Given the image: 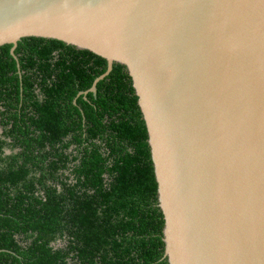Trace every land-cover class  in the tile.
Listing matches in <instances>:
<instances>
[{"label":"water","instance_id":"95a60500","mask_svg":"<svg viewBox=\"0 0 264 264\" xmlns=\"http://www.w3.org/2000/svg\"><path fill=\"white\" fill-rule=\"evenodd\" d=\"M53 39L124 66L167 264H264V0H0V46Z\"/></svg>","mask_w":264,"mask_h":264},{"label":"trees","instance_id":"16d2710c","mask_svg":"<svg viewBox=\"0 0 264 264\" xmlns=\"http://www.w3.org/2000/svg\"><path fill=\"white\" fill-rule=\"evenodd\" d=\"M10 47L0 46V85L25 92L28 71L48 70L50 91L69 95L0 103L12 127L0 138V264H167L146 129L124 66L112 63L84 99L77 93L105 72V59L53 39L22 38L15 58Z\"/></svg>","mask_w":264,"mask_h":264},{"label":"flooded vegetation","instance_id":"af4514ba","mask_svg":"<svg viewBox=\"0 0 264 264\" xmlns=\"http://www.w3.org/2000/svg\"><path fill=\"white\" fill-rule=\"evenodd\" d=\"M52 55L55 56L56 54L52 53ZM14 74L19 82L22 79H26L23 78V71L18 69V64L16 65V70L14 71ZM34 74L36 75H32V73L28 71L27 80L30 81V85L26 86L25 92L23 91L22 84L20 83H18L16 87L9 83L0 85V103H44L46 98H48L50 101L52 99L56 100V103H68L67 97L69 95V91L67 89L64 90L62 93H57V95L53 93L52 88L50 91L51 86H56L52 83L55 79V75L52 72L50 73V71L47 70L44 71V73L39 74L37 71H35ZM65 87L66 86H64V88ZM91 87L87 91H79L76 96L82 95L84 99H87L85 96L87 92L92 93L90 92ZM93 94H95V92L92 93V95ZM72 103H75L74 100L72 101ZM20 108L21 107L18 105V110H20ZM1 111L2 108H0V112ZM7 120L8 119L6 118V116H0V138H4L6 141H8V137L6 138V136L9 135L8 133L10 132V134H12V127L10 124L11 120L8 121L9 123L4 124V121ZM21 131V126H18L15 129V133L13 134L16 137L21 138ZM2 150V155H7L11 152H16V150H10L9 148H3Z\"/></svg>","mask_w":264,"mask_h":264}]
</instances>
